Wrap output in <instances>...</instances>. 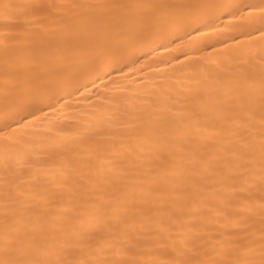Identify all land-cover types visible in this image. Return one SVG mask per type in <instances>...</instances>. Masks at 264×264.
Wrapping results in <instances>:
<instances>
[{
	"label": "snow or ice",
	"instance_id": "6c2138e0",
	"mask_svg": "<svg viewBox=\"0 0 264 264\" xmlns=\"http://www.w3.org/2000/svg\"><path fill=\"white\" fill-rule=\"evenodd\" d=\"M55 7L60 6L3 3L0 19H11V13L21 8ZM72 7L87 10V14L58 54L43 59L6 54L0 66V109L8 121L0 130V148L5 152L15 148L27 157L25 142L13 135L16 129L27 127L40 115L54 113L53 104L62 99L57 90H78L77 85L86 78L93 84L102 76L111 78L110 72L115 71L112 65L145 33L184 28L196 32L201 27L215 31L212 21L227 16V27L249 40L255 32L264 46V0H114ZM245 80L244 87L209 91L186 109L184 134L174 121L161 119L159 123L170 129L162 131L149 114L139 125L102 134L101 140L84 153L73 150L59 155L52 166L56 169L54 187L60 191L51 195L65 201L62 208L49 204L39 193L21 190V186L15 191L9 188L0 216V264H264V56L258 66L248 69ZM202 111L213 112L214 126L226 129L234 139L209 148L211 137L206 135L207 128L200 126ZM257 119L258 147L251 135ZM172 133L180 139L169 141ZM106 144L112 148L111 155L105 153ZM153 145L155 159L173 165L177 157L184 161L180 154L190 153L187 168L197 189V206L186 209L165 199L168 186L161 185L155 211L152 207L135 209L140 214L137 225L111 205L104 189L120 191L113 179L115 173H124L118 177L124 180L131 170L136 173L132 179L141 181L159 175L151 166L147 171L140 166L142 154L153 151ZM257 152L258 198L249 190L256 182L252 174L239 185L233 182L217 187L216 181H209L210 175L236 173L244 163L252 164ZM31 167L20 165L19 175Z\"/></svg>",
	"mask_w": 264,
	"mask_h": 264
},
{
	"label": "bare ground",
	"instance_id": "6f19581e",
	"mask_svg": "<svg viewBox=\"0 0 264 264\" xmlns=\"http://www.w3.org/2000/svg\"><path fill=\"white\" fill-rule=\"evenodd\" d=\"M97 2L114 0H0V4L41 3L60 6L41 10L21 8L11 13V19H0V66L6 54L36 59L58 54L60 49L66 47L74 31L82 25L83 17L87 14V10L73 8L72 5ZM118 2L137 3L140 0ZM236 2L247 3L249 0ZM229 23V18L224 16L212 21L215 31L201 27L196 32L184 28L179 31L165 30L161 34L145 33L144 38L137 39L123 57L112 65L115 71L110 72L111 78L102 76L94 84L89 82L91 78H86L79 82L78 90H57L56 95L62 99L53 104L54 113L49 112L47 117L37 113L40 115L39 120L25 128L16 129L13 134L23 139L29 155L26 157L24 151L15 148L7 152L0 148V216L5 207L4 193L9 188L15 191L17 186H21V190L45 196L51 205L63 207L65 201H57L51 195L60 191L54 187L53 173L56 169L52 166L59 155L65 152L71 154L73 150L84 153L101 140L102 134L119 133L129 126L139 125L149 114L157 120V126L162 131L170 129L159 123L161 119L174 121L177 130L184 134L182 117L186 109L199 101L201 96L209 91L224 92L237 86L244 87L248 69L252 65L258 66L261 56H264V46L256 38L255 32H252L253 38L249 40L241 36L240 31L227 27ZM258 87L257 83V96ZM6 122L0 109V130H3ZM200 126L207 128L206 135L211 137L209 148L222 140L234 139L226 129L214 126V113L211 111L200 113ZM251 135L258 147V119ZM184 138L187 139L186 134ZM179 139L175 133L168 137L169 141ZM155 147L153 145V151L142 154L140 166L144 171L151 166L159 175H151L141 181L132 179L136 173L131 170L126 173L127 179L124 180L118 178L124 173H115L113 179L120 185V191L113 193L110 187L104 189L111 205L119 207L120 212L134 219L137 225L140 223V214L135 209L147 210L152 207L155 211L160 199L157 189L161 185L168 186L165 199L183 204L186 209L197 206V189L193 187V177L187 168L190 153L180 154L184 156V161L177 157L173 165L168 161L156 160ZM117 149L122 151L118 145ZM105 153L111 155L110 145H105ZM26 163L32 167L25 168L21 176L20 165ZM156 165L160 167L156 168ZM249 174L256 181L249 190L254 198H258V152L252 164L244 163L243 168L236 173L225 171L223 174L210 175L208 179L216 181L217 187L233 182L239 185ZM72 203L79 204L80 201L73 200ZM61 208H53V211Z\"/></svg>",
	"mask_w": 264,
	"mask_h": 264
}]
</instances>
